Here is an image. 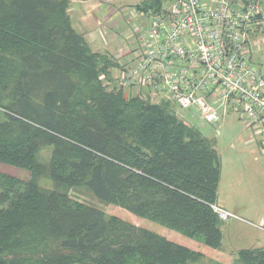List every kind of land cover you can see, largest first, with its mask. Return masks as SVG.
I'll use <instances>...</instances> for the list:
<instances>
[{"label":"trees","instance_id":"obj_1","mask_svg":"<svg viewBox=\"0 0 264 264\" xmlns=\"http://www.w3.org/2000/svg\"><path fill=\"white\" fill-rule=\"evenodd\" d=\"M72 1L0 0V264H202L223 243L217 143L169 102L126 98L114 57L73 27ZM236 264H264V250Z\"/></svg>","mask_w":264,"mask_h":264},{"label":"built area","instance_id":"obj_2","mask_svg":"<svg viewBox=\"0 0 264 264\" xmlns=\"http://www.w3.org/2000/svg\"><path fill=\"white\" fill-rule=\"evenodd\" d=\"M131 14L139 19L128 20L132 46L122 45L112 72L126 98L169 102L212 125L231 111L251 127L264 125V72L250 59L264 30V0H165L159 10ZM213 209L221 221L238 218Z\"/></svg>","mask_w":264,"mask_h":264},{"label":"crops","instance_id":"obj_3","mask_svg":"<svg viewBox=\"0 0 264 264\" xmlns=\"http://www.w3.org/2000/svg\"><path fill=\"white\" fill-rule=\"evenodd\" d=\"M149 0H140L136 7ZM126 0H77L72 1L69 15L73 27L82 33L91 48L97 52L108 53L115 57L123 44H114L105 36V30L114 34L126 33V40L133 36V32L126 30L125 11L129 8ZM125 9L121 11V8ZM126 22V23H125ZM132 46V44H128ZM119 47V48H118ZM251 62L264 72V30L257 32L250 47ZM233 116L242 120L246 126L245 134L240 135L237 145H231L237 155L230 158V173L233 177L228 184L229 202L223 195L222 157L221 181L219 185L217 203L222 209L234 213L241 224H244L249 236L254 240L241 251L264 250V125L251 127L241 116L231 111L226 117ZM212 125V124H211ZM223 233V231H222ZM224 238V234H223ZM239 255V254H238Z\"/></svg>","mask_w":264,"mask_h":264},{"label":"rangeland","instance_id":"obj_4","mask_svg":"<svg viewBox=\"0 0 264 264\" xmlns=\"http://www.w3.org/2000/svg\"><path fill=\"white\" fill-rule=\"evenodd\" d=\"M140 0H126V3L132 6H129L127 10L125 11V17L129 20L133 16L132 11H136V5ZM121 8V7H120ZM123 7L121 8V11H124ZM131 22L139 23L138 17L130 20ZM130 21L126 20V30H131L130 27ZM141 32L143 33V29L140 28ZM132 31V30H131ZM105 36L107 39L111 40L114 44H123L128 47V44H131V41L126 40V33H120V34H114L107 30L104 31ZM135 34V32H134ZM131 40V39H130ZM119 48V47H118ZM126 59V58H125ZM175 108V107H174ZM177 115L184 120L187 124L196 127L199 132L206 138L215 140L217 143L218 150L220 152V155L222 157V181H223V195L226 201L229 202V195H228V182L233 179L230 173V158L237 155L239 151V145L236 150H233L231 148V145H237V141L240 138V135L245 134L246 132V126L244 125L242 120H239L238 118H235L233 116L225 117L221 122L211 125L204 121H202L198 115H196L195 111H181L177 109ZM7 171L10 175H17L18 177L26 180L30 179V174L26 173V171H20L19 173H15L14 171L10 169H4ZM19 174V175H18ZM49 182V181H48ZM43 185L48 186L46 183H42ZM49 186L52 187V183L49 182ZM71 193V192H70ZM71 196L74 198H77L78 200L82 202L90 201L89 197L87 195L79 194L78 192H72ZM100 208H102L104 211L107 212V215L110 216H128L132 221H134L137 225H143V220L138 219L130 214H126L124 210L117 206H104L103 204H98ZM216 207L222 209V206L218 203H216ZM224 210V209H223ZM226 211V210H225ZM148 228L151 229L153 232L167 237L170 240L182 243L186 245H190L187 241L177 232L175 231H168L164 228H161L160 226L148 223ZM244 224L240 223V220L238 218L231 219L228 222L222 221L221 223V229L224 234L222 247L220 250L216 251L215 253H212V255L208 256L204 260L202 264H236V259L238 257L239 251L242 248L248 247V245L254 240L253 236H249L248 230L243 227ZM196 247V246H195Z\"/></svg>","mask_w":264,"mask_h":264}]
</instances>
